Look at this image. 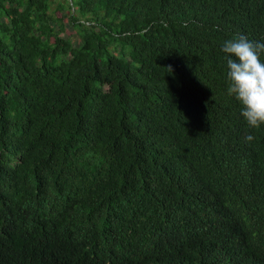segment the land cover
<instances>
[{"label": "trees", "instance_id": "1", "mask_svg": "<svg viewBox=\"0 0 264 264\" xmlns=\"http://www.w3.org/2000/svg\"><path fill=\"white\" fill-rule=\"evenodd\" d=\"M239 34L264 0H0V264H264Z\"/></svg>", "mask_w": 264, "mask_h": 264}, {"label": "clouds", "instance_id": "2", "mask_svg": "<svg viewBox=\"0 0 264 264\" xmlns=\"http://www.w3.org/2000/svg\"><path fill=\"white\" fill-rule=\"evenodd\" d=\"M225 54L227 94L240 105V115L250 128L264 125V41L239 34L221 46ZM171 71V68H168ZM253 135L245 136L250 142Z\"/></svg>", "mask_w": 264, "mask_h": 264}, {"label": "rangeland", "instance_id": "3", "mask_svg": "<svg viewBox=\"0 0 264 264\" xmlns=\"http://www.w3.org/2000/svg\"><path fill=\"white\" fill-rule=\"evenodd\" d=\"M71 32H73V29L68 26L65 33H71Z\"/></svg>", "mask_w": 264, "mask_h": 264}]
</instances>
